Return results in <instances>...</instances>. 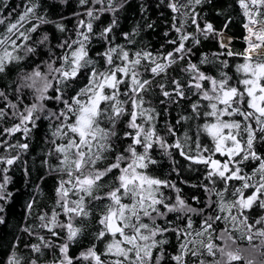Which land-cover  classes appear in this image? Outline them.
Here are the masks:
<instances>
[{
    "label": "snow or ice",
    "instance_id": "obj_1",
    "mask_svg": "<svg viewBox=\"0 0 264 264\" xmlns=\"http://www.w3.org/2000/svg\"><path fill=\"white\" fill-rule=\"evenodd\" d=\"M90 2L92 6L88 7ZM204 2L167 0L166 6L174 14L172 27L177 33L176 39L168 41L174 45L168 52L130 51L123 45L113 46L108 33L115 26L114 19L112 25L99 34L108 45L104 52L97 54L103 61L101 64L89 54L93 21L103 12L115 13L125 0L119 3L117 0H79L87 20L78 21L76 38L57 45L62 51L44 62L45 70L38 65L22 77L17 92L28 90L32 96L30 104L24 105L23 110L13 103L0 108V120L11 116L19 121L0 133L8 137L19 132L27 139L41 114L55 122L53 147L48 153L49 156L55 153L56 164L50 170L59 176L55 207L51 215L43 213L38 219L40 227L51 236H60L57 229L66 233V241L59 245L63 257L60 264H73L68 255L69 243L83 235L82 226H74V221L90 218L94 209L98 210L100 226L95 239L104 242V251L98 253L93 245L82 252L78 259L88 264H161L167 233H173L178 241L176 254L170 256L174 264H187L185 256L197 258L196 264H206L205 257L216 264L218 252L227 256L226 264H239L238 255L224 252L223 233L236 232L248 242L253 236L264 237V215L251 223L245 215V210L252 209L254 204L264 209V155L256 147L264 145V0H237L245 17L246 47L243 52H233L231 37H223L212 24L200 27L195 6ZM2 6L7 7L6 4ZM38 8L36 0H30L15 22L9 21L5 32L0 33V73L9 63L22 59L14 54L19 49L35 53L36 48L27 42L42 24L49 22L39 15ZM6 19L0 13V24ZM189 21L205 38L209 35L221 37L218 44L222 51L215 53L211 60L204 56L199 63L191 61L192 47L186 44L191 42L195 46L201 41L187 31ZM56 27L64 31L63 25ZM125 37L127 39L128 34ZM48 39L45 33L34 43L43 45ZM228 57L242 60L234 63L233 75L224 70L233 67ZM209 63L219 64L220 71L216 75L202 70L201 66ZM174 66L186 74V80L175 76L168 78V71ZM81 76L86 77V83L73 95L66 96L67 89ZM155 89L159 90V103L165 107L169 102L178 104L181 100H190L191 96L197 97L191 103V117H181L184 121H202L197 126L191 154L184 151L179 140L168 144L157 131L156 122L161 113L146 99ZM0 97H5V93L0 92ZM49 103L63 107L53 110L48 107ZM125 116L128 119L121 137L117 126ZM165 128L175 137L172 125L167 124ZM201 138L207 142H202ZM116 139L128 141L122 151H116ZM0 147L6 151L27 150L29 145L9 144L5 139L0 140ZM155 148L166 153L169 148H175L187 161L203 165L208 185L202 187L216 199H209L202 208L192 207L179 195L180 189L174 183L151 175L150 166L157 163L152 156ZM18 159L19 155L0 156V164L5 165L0 173H6L7 166ZM248 162L254 165L251 175L242 169ZM8 180L9 177L3 175L0 200L10 195L4 191ZM168 189L177 195L166 196ZM248 189H251L250 194L245 196ZM31 207L29 204V210ZM60 215L66 217V222L58 220ZM193 217L200 218L196 228ZM217 222L224 227L214 228ZM0 223H3L2 218ZM241 226L250 234L240 233ZM24 231L36 235L29 228ZM206 233V239H196L205 237ZM37 239L41 243L31 246L36 253H42V247L53 246L42 235H37ZM232 240L235 243L237 237ZM154 250H157L155 256ZM10 264L20 262L14 256Z\"/></svg>",
    "mask_w": 264,
    "mask_h": 264
},
{
    "label": "trees",
    "instance_id": "obj_2",
    "mask_svg": "<svg viewBox=\"0 0 264 264\" xmlns=\"http://www.w3.org/2000/svg\"><path fill=\"white\" fill-rule=\"evenodd\" d=\"M36 2L39 4L37 9L39 15L49 22L42 24L38 32L32 34V39L27 42L36 48L35 53H26L23 48L19 49L14 54H19L22 59L9 63L5 71L0 73V92L5 93L6 97V99L0 97V108H6L9 103H13L17 104L20 110H23L24 105L30 104L32 96L28 90L21 89L19 93L17 92L18 86L22 83V77L33 71L38 65L41 70H45L44 62L48 61L53 54L59 55L62 51L57 45L66 39H75L78 21L80 19L87 20V17L83 15L85 8L79 4V0H36ZM29 3L30 0H0V13L7 17L5 23L0 24V33L5 32L9 21L15 22L16 17L24 11L25 6ZM117 3H119V0H117ZM5 4L7 7L2 6ZM166 4L167 0H125L123 7L115 13L103 12L100 14L99 19L93 21V39L89 45L90 56L100 61L101 64L103 63L97 54L104 52L108 45L99 34L104 28L111 26L114 19L116 21L115 26L112 32L108 33L113 46L123 45L130 51L144 49L153 53L171 51L174 45L169 44L168 41L176 39L177 33L172 27L174 14ZM91 6L90 2L88 7ZM97 7H100V5H97ZM195 9L198 13L197 22L201 28L210 23L216 32L225 33L224 37H231V42L232 38L242 39L245 36L246 33L243 27L245 17L237 0H205L203 4L196 5ZM57 24L63 25L64 31L58 30ZM148 25H151V27H148ZM28 26L30 27V25ZM186 28L188 32L198 36L201 41L195 46L191 42L186 44V47H192L190 57L192 62L199 63L204 56H208L211 60L215 53L222 51L218 44V36L209 35L205 38L203 33L197 32L195 25H192L190 21ZM45 33L49 37L45 44L34 43L36 39ZM125 34H128L127 39ZM243 48L242 42L236 51L231 46L233 52H241ZM227 60L229 65L233 67L224 70L229 75H233L234 63H240L242 60L239 57H228ZM180 63L183 64V62ZM201 67L209 75H216L220 71L218 63L204 64ZM174 76L182 80L187 79L186 74L178 71V66H174L168 71L169 79ZM157 79L160 80L161 78L158 77ZM85 83L86 77H79L75 84L67 89L66 96L73 95ZM146 99L151 100L157 112L161 113L156 122V128L167 143L172 144L175 140H179L185 152H190V154L194 152L193 141L196 139L197 126L202 121L195 119L184 121L181 120V117H191V103L197 97L191 96L190 100H181L178 104L169 102L165 107V105L159 103L161 97L159 90L155 89ZM48 107L55 110L57 107L62 108L63 106L49 103ZM9 111L11 110L9 109ZM127 119L128 117L125 116L117 126V132L121 137ZM177 121L180 122L177 123ZM18 122L11 116L0 120V133L4 128L11 127ZM167 124L174 127L175 137L167 133L165 128ZM54 127L55 122L45 119L44 114H41V119L36 122V127L32 128L27 139L19 132L11 137H8L7 134H0V140L6 139L9 144L28 143L29 145L27 150L6 151L3 147H0V156L19 155V159L13 165L7 166L6 173H0V182H2L3 175L9 177L4 191L10 194L6 200H0V208L3 209V211H0V218L3 219V223H0V264L4 262L10 264L14 256L20 264H31L32 260L36 261V264H58V262L60 264L62 259L59 245L66 241V233L57 229L60 236L53 237L46 229L40 227L41 222L38 219V216L43 213L51 215V211L55 207L59 176L50 170L56 164L55 153L51 156L48 155L53 147L52 130ZM186 137L190 139H186ZM201 140L207 142L204 138H201ZM126 143L128 141L122 139L114 140L116 151H122ZM256 147L257 151L264 155V145L257 144ZM152 156L157 160V163L150 166V174L174 183L180 189L179 195L186 199L192 207L202 208L209 199H216V197L210 196L202 187V185H208V181L205 179L206 169L203 165H195L187 161L179 155V150L175 148H169L167 153L162 149L155 148ZM4 167V164H0V169ZM253 167L254 165L251 162L242 165L243 172L249 175H251ZM238 184L239 182H237ZM104 191H107V189H104ZM250 191L251 189L245 190V196L250 194ZM228 192L231 193V188ZM165 195L175 197L177 193L168 189L165 190ZM227 198L230 200L231 196L228 195ZM29 204L32 205L30 210L28 208ZM245 215L249 216V223H251L254 218L264 215V209H260L254 204L252 209L245 210ZM97 216L98 210L94 209L90 218H84L83 221L81 218H77L74 221V226H82L83 235L79 236L75 242L69 243L68 255L73 259V264H88L87 261L78 258L82 252H86L93 245L98 253L104 251V242L95 239V233L100 227L97 223ZM58 220L66 222V217L60 215ZM193 220V227H198L200 218L193 217ZM213 227L223 228L224 225L217 222ZM26 228L31 229L36 235L25 232ZM240 233L244 236L250 234L242 226L240 227ZM37 235H42L46 240H50L53 246L42 247V253H34L31 246L41 243L37 239ZM206 237L207 233L205 237H197L196 239H206ZM232 237H237L235 243H233ZM166 238L167 243L163 247L165 256L161 264H174L170 260V256L176 254L178 241L173 233H167ZM223 239L226 242L224 252L230 251L234 255H238L241 258L239 264H264V237L253 236L252 241L248 242L246 239L241 238L238 233L231 232L230 234L223 233ZM197 248H200L199 243ZM243 250L246 251L245 254ZM156 252L157 250L153 251V256L156 255ZM247 253H250V255ZM104 258L102 257V259ZM108 259H111V257H108ZM185 260L187 264H196L197 258L185 256ZM205 261L206 264H211L207 257H205ZM215 261L216 264H226L227 256L218 252Z\"/></svg>",
    "mask_w": 264,
    "mask_h": 264
},
{
    "label": "rangeland",
    "instance_id": "obj_3",
    "mask_svg": "<svg viewBox=\"0 0 264 264\" xmlns=\"http://www.w3.org/2000/svg\"><path fill=\"white\" fill-rule=\"evenodd\" d=\"M245 33H246V31H245ZM222 35H223V37H224V36H225V33H222ZM245 36H246V35H245ZM245 36H244V37H245ZM244 37H243L242 39L240 38L241 41H238V40H237V39H239V38H236V39L232 38L231 46L235 48V51H236V49L238 48V46H240V43H241V42H242V44H243V47H244V46L246 47ZM235 40H237V41H235ZM244 49H245V48H243V50H242L241 52H243Z\"/></svg>",
    "mask_w": 264,
    "mask_h": 264
},
{
    "label": "bare ground",
    "instance_id": "obj_4",
    "mask_svg": "<svg viewBox=\"0 0 264 264\" xmlns=\"http://www.w3.org/2000/svg\"><path fill=\"white\" fill-rule=\"evenodd\" d=\"M172 141H173V140H172ZM184 150H185V149H184ZM154 176H155V175H154ZM246 194H247V193H246ZM64 239H65V238H64ZM65 240H66V239H65ZM65 240H64V241H65ZM58 242H59V241H58ZM62 242H63V241H62ZM61 244H62V243H61ZM52 245H53V244H52ZM54 248H55V247H54ZM233 248H234V247H233ZM233 248H232V249H233ZM55 249H56V248H55ZM242 249H243V248H242ZM49 250H50V249H49ZM51 250H52V249H51ZM59 250H60V249H59ZM245 250H246V249H245ZM231 251H232V250H231ZM243 251H244V250H243ZM245 252H246V251H244L243 253L245 254ZM12 253H14V252H12ZM34 253H35V252H34ZM236 253H237V252H236ZM243 253H242V254H243ZM240 254H241V253H240ZM247 254L250 255V253H247ZM8 255H10V254H8ZM15 255H16V254H15ZM60 255H61V254H60ZM249 255H248V259H249ZM33 256H34V255H33ZM240 256H241V255H240ZM243 256H244V255H243ZM243 256H242V257H243ZM246 256H247V255H246ZM60 257H61V256H60ZM62 258H63V257H62ZM9 260H10V259H9ZM249 260H250V259H249ZM7 261H8V260H7ZM27 261H28V260H27ZM32 261H33V260H32ZM51 261H52V260H51ZM254 261H255V260H254ZM57 262H58V261H57ZM6 263H7V262H6ZM44 263H45V262H44ZM49 263H50V262H49ZM54 263H55V262H54ZM253 263H254V262H253ZM3 264H5V262H4ZM28 264H29V263H28ZM58 264H59V262H58Z\"/></svg>",
    "mask_w": 264,
    "mask_h": 264
},
{
    "label": "built area",
    "instance_id": "obj_5",
    "mask_svg": "<svg viewBox=\"0 0 264 264\" xmlns=\"http://www.w3.org/2000/svg\"><path fill=\"white\" fill-rule=\"evenodd\" d=\"M219 37V39L221 38L220 36H218ZM238 41H241L240 39H237ZM244 48H245V46H244Z\"/></svg>",
    "mask_w": 264,
    "mask_h": 264
},
{
    "label": "clouds",
    "instance_id": "obj_6",
    "mask_svg": "<svg viewBox=\"0 0 264 264\" xmlns=\"http://www.w3.org/2000/svg\"><path fill=\"white\" fill-rule=\"evenodd\" d=\"M246 35V34H245Z\"/></svg>",
    "mask_w": 264,
    "mask_h": 264
}]
</instances>
